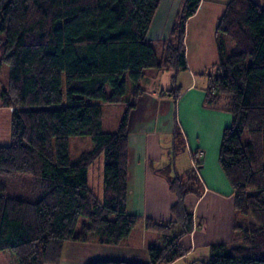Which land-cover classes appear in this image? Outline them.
<instances>
[{
	"label": "trees",
	"instance_id": "trees-1",
	"mask_svg": "<svg viewBox=\"0 0 264 264\" xmlns=\"http://www.w3.org/2000/svg\"><path fill=\"white\" fill-rule=\"evenodd\" d=\"M160 1L0 0V67L5 62L10 70L0 102L12 111L11 141L0 144V174L28 176L26 197L9 194L0 181V249L13 250L19 264L56 263L66 241L87 240L91 232L102 244H118L138 223L127 209L128 126L135 102L127 104L114 131L104 128V104L126 100L129 82L138 95L147 68L187 67L186 21L201 0H182L169 37L151 42L148 32ZM217 33L219 59L216 71L204 72L206 96L209 104L232 113L219 160L243 221L233 226L236 237L212 244L200 264H264V2L229 0ZM74 135H90L94 145L72 161ZM184 146L176 128L174 155ZM101 154L102 197L88 171ZM171 166L161 169L168 170L166 179L178 195L174 218L146 219L163 236L162 245L148 246V264L185 255L182 238L194 226L186 196L200 193L197 174L193 167L172 174ZM177 223L181 230L172 234Z\"/></svg>",
	"mask_w": 264,
	"mask_h": 264
},
{
	"label": "crops",
	"instance_id": "crops-1",
	"mask_svg": "<svg viewBox=\"0 0 264 264\" xmlns=\"http://www.w3.org/2000/svg\"><path fill=\"white\" fill-rule=\"evenodd\" d=\"M228 1L201 0L196 12L187 19V67L182 69L186 82L177 96L162 89L165 77L171 76L172 71L164 70L168 67H156L153 71L154 76L160 75L158 88L150 90L140 86L142 91L138 95L133 89L126 100L117 103L127 106L135 102L128 126L127 209L128 213L139 217L138 223L118 244H102L91 233L87 240H68L61 259L46 264H86L97 259H125L148 264V246L162 245L163 236L148 228L146 219L172 220L171 208L178 200L166 179L168 170L161 169L169 164L172 174L193 167L200 193L189 192L186 196V205L194 217L192 231L182 238L187 253L162 264H200L209 257L212 244L230 243L232 237H236L238 230L233 226L242 222L243 216L238 217L234 191L219 160L223 131L232 122V113L208 103L209 78L204 73L219 59L217 25ZM181 8L182 0L160 1L148 32L151 42L169 37ZM176 128L182 134L183 149L189 156L186 164L178 165L175 155L172 159ZM180 230L181 225L177 223L172 234Z\"/></svg>",
	"mask_w": 264,
	"mask_h": 264
},
{
	"label": "rangeland",
	"instance_id": "rangeland-1",
	"mask_svg": "<svg viewBox=\"0 0 264 264\" xmlns=\"http://www.w3.org/2000/svg\"><path fill=\"white\" fill-rule=\"evenodd\" d=\"M263 3L264 0H256ZM222 34V32H220ZM227 44H233V41L227 39ZM219 55V54H218ZM215 65V64H214ZM212 65H209V70L216 71L215 68L212 69ZM171 70V76H166L163 82L162 89L171 93H179V91L184 87L186 80L183 78L182 68L176 71L174 66H169ZM154 69L156 67L149 68L151 71H145L144 76L138 82L139 86L153 90L158 88L157 83L159 82L160 75L154 76ZM9 65L7 63H2L0 67V93L3 87L8 83L9 79ZM200 84H198L199 86ZM133 84L129 82L128 92L131 93L133 90ZM161 89V88H160ZM173 95V94H172ZM226 99L220 102V106H224ZM126 106L124 104L118 105L117 103H107L104 104V128L106 130L114 131L118 128L119 122L123 117ZM227 111V110H226ZM228 112V111H227ZM11 117L12 111L10 107L1 105L0 102V144H8L11 141ZM231 124V123H230ZM229 124V125H230ZM173 143L172 142V159L174 157L173 153ZM70 144V156L72 161H74L83 151L89 150L93 147L94 142L90 135H74L69 138ZM186 149L179 150L175 157L177 158L178 165L181 163L186 164L189 158ZM180 163V164H179ZM89 181L90 185L94 188L95 192L102 197L103 194V172H104V156L100 155L96 161L89 166ZM195 175V174H194ZM0 181H4L8 185V193L11 195L26 197L28 176L27 175H14L6 176L0 174ZM86 222H89L87 217L82 218ZM94 236H97L95 232H91ZM0 264H19L16 254L11 249H0Z\"/></svg>",
	"mask_w": 264,
	"mask_h": 264
}]
</instances>
